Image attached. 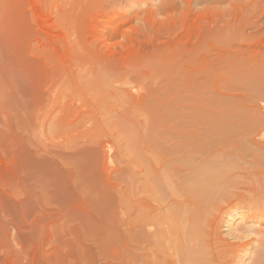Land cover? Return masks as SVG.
<instances>
[{
    "label": "rangeland",
    "instance_id": "rangeland-1",
    "mask_svg": "<svg viewBox=\"0 0 264 264\" xmlns=\"http://www.w3.org/2000/svg\"><path fill=\"white\" fill-rule=\"evenodd\" d=\"M144 130L264 190V0H0V264H134Z\"/></svg>",
    "mask_w": 264,
    "mask_h": 264
},
{
    "label": "bare ground",
    "instance_id": "bare-ground-1",
    "mask_svg": "<svg viewBox=\"0 0 264 264\" xmlns=\"http://www.w3.org/2000/svg\"><path fill=\"white\" fill-rule=\"evenodd\" d=\"M171 138H125V232L141 240L134 264H264V190L247 186L253 170Z\"/></svg>",
    "mask_w": 264,
    "mask_h": 264
}]
</instances>
